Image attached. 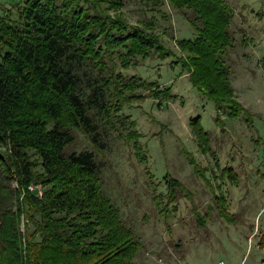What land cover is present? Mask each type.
Segmentation results:
<instances>
[{
  "label": "trees",
  "instance_id": "obj_1",
  "mask_svg": "<svg viewBox=\"0 0 264 264\" xmlns=\"http://www.w3.org/2000/svg\"><path fill=\"white\" fill-rule=\"evenodd\" d=\"M170 1L193 10L189 20L196 29L193 37L179 40L187 55L176 63L217 108L226 106L232 117L249 113L223 56L234 39L232 7L226 0ZM124 4L20 0L0 11V264H136L141 239L104 192L96 153L65 152L77 128L102 144L97 112L111 120L124 104L145 99L127 94L135 85L150 89L160 102L176 97L172 84L126 79L109 66L118 52L125 68L132 56L173 54L150 25L109 13ZM200 120L194 116L191 124L207 147L209 131ZM165 177L174 201L182 183L169 173ZM258 244L264 248V232Z\"/></svg>",
  "mask_w": 264,
  "mask_h": 264
},
{
  "label": "rangeland",
  "instance_id": "obj_2",
  "mask_svg": "<svg viewBox=\"0 0 264 264\" xmlns=\"http://www.w3.org/2000/svg\"><path fill=\"white\" fill-rule=\"evenodd\" d=\"M19 1L0 0V11ZM226 1L234 11V39L223 56L236 95L249 111L236 117L204 97L190 73L176 63L187 55L179 40L196 34L189 20L192 9H180L170 0H125L118 10L109 9L133 24L150 25L173 52L164 58L158 52L132 56L128 68L122 66L120 52L115 53L109 66L126 79L138 76L161 87L172 84L176 97L160 102L150 97V89L135 85L127 94L145 99L124 104L113 114L114 121L97 112L102 144L77 128L65 148L66 153H96L104 192L141 239L136 264H262L264 0ZM197 115L209 131L207 147L199 144L191 124ZM167 173L182 183L174 201L167 194ZM158 193L165 195L163 200L155 197Z\"/></svg>",
  "mask_w": 264,
  "mask_h": 264
},
{
  "label": "built area",
  "instance_id": "obj_3",
  "mask_svg": "<svg viewBox=\"0 0 264 264\" xmlns=\"http://www.w3.org/2000/svg\"><path fill=\"white\" fill-rule=\"evenodd\" d=\"M31 188H33V186H31Z\"/></svg>",
  "mask_w": 264,
  "mask_h": 264
}]
</instances>
